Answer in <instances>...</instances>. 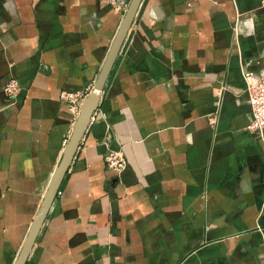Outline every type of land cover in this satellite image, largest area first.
<instances>
[{"label": "crops", "instance_id": "0c3cea01", "mask_svg": "<svg viewBox=\"0 0 264 264\" xmlns=\"http://www.w3.org/2000/svg\"><path fill=\"white\" fill-rule=\"evenodd\" d=\"M129 2L0 0V264L71 134L62 94L93 88ZM246 70L264 76V0H141L25 264H264Z\"/></svg>", "mask_w": 264, "mask_h": 264}, {"label": "water", "instance_id": "95a60500", "mask_svg": "<svg viewBox=\"0 0 264 264\" xmlns=\"http://www.w3.org/2000/svg\"><path fill=\"white\" fill-rule=\"evenodd\" d=\"M141 0H130L129 5L121 19L119 27L115 33L114 39L109 47L105 60L102 64L100 72L94 82L93 88L84 97L76 116L71 134L64 146L61 158L56 166L49 182L37 212L31 222L29 230L24 238L21 248L15 258L13 264H25L41 226L47 216L50 206L57 194L63 177L71 163L76 149L79 146L81 137L83 136L93 111L98 105L99 93L109 75L113 63L117 57L118 51L129 29V26L136 14Z\"/></svg>", "mask_w": 264, "mask_h": 264}, {"label": "built area", "instance_id": "2783aa9c", "mask_svg": "<svg viewBox=\"0 0 264 264\" xmlns=\"http://www.w3.org/2000/svg\"><path fill=\"white\" fill-rule=\"evenodd\" d=\"M116 2V0H111ZM244 90L252 115L250 127L257 128L260 133L264 130V76H255L251 70L243 73ZM18 89L15 79H7L4 90L14 92ZM62 99L70 103L71 112L76 117L83 101V96L74 92H63ZM107 167L116 173L125 166V160L116 150H109L105 155Z\"/></svg>", "mask_w": 264, "mask_h": 264}]
</instances>
